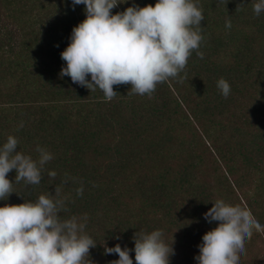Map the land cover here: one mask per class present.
Returning <instances> with one entry per match:
<instances>
[{
  "label": "trees",
  "instance_id": "obj_1",
  "mask_svg": "<svg viewBox=\"0 0 264 264\" xmlns=\"http://www.w3.org/2000/svg\"><path fill=\"white\" fill-rule=\"evenodd\" d=\"M156 2L124 0L111 11ZM196 2L204 16L203 59L194 50L178 77L158 84L151 97L114 85L117 95L107 101L100 89L90 92L60 75L61 53L86 18L84 5L0 0V147L14 136L17 150L33 160L37 146L53 156L38 185L16 182L11 170L13 193L0 207L42 194L63 200L61 219L87 217L84 234L96 243L92 264H107L98 251L105 255L116 244L130 249L136 264L134 234L154 230L163 231L167 244L174 241L170 264H197L203 235L219 223L204 213L218 199L250 210L264 226V12L255 15L256 0ZM220 78L230 85L227 98L217 87ZM149 206L165 209L163 227L142 216ZM187 215L201 223L177 226ZM105 217L111 227L90 235ZM245 249L239 264H264V230L254 231Z\"/></svg>",
  "mask_w": 264,
  "mask_h": 264
},
{
  "label": "clouds",
  "instance_id": "obj_2",
  "mask_svg": "<svg viewBox=\"0 0 264 264\" xmlns=\"http://www.w3.org/2000/svg\"><path fill=\"white\" fill-rule=\"evenodd\" d=\"M124 0H72L84 5L86 18L72 29L70 43L61 53L66 67L60 75L91 91L100 89L107 101L117 92L114 85H131V94L151 97L158 84L176 78L185 69L195 50L203 59L199 46L203 40L202 9L196 0H157L155 5H133L123 12L112 9ZM242 5H239V8ZM255 15L264 12V0L253 4ZM226 28H231L230 19ZM91 77L89 80L88 77ZM218 89L227 98L229 83L220 78ZM23 127V123L20 124ZM19 141L8 136L0 147V200L13 193L7 174L16 171L15 181L38 185L41 170L53 159L46 149L37 146L39 159L18 151ZM54 179L56 172L48 173ZM59 194V189H56ZM83 194V188L77 189ZM204 213L209 223L218 226L206 232L198 245L197 264H239L245 242L264 226L251 211L218 199ZM64 201L40 195L35 202L0 207V264H92L90 248L96 243L84 234L87 217L61 219ZM136 264H170L174 249L164 240L162 230L134 234ZM131 250L119 244L105 247V254H118L110 264H133Z\"/></svg>",
  "mask_w": 264,
  "mask_h": 264
},
{
  "label": "rangeland",
  "instance_id": "obj_3",
  "mask_svg": "<svg viewBox=\"0 0 264 264\" xmlns=\"http://www.w3.org/2000/svg\"><path fill=\"white\" fill-rule=\"evenodd\" d=\"M39 159V157L37 158V160ZM109 202V201H108ZM139 205H141L139 202H134V208H137L138 209V206ZM148 209H149V211L147 212V213H142V216H144L146 219V221L150 224V226H152L153 228L154 227H159V226H162L163 227V225H164V223H165V221H166V218H167V212L165 211V209H157L156 207H151V206H149L148 207ZM177 211H179V209H176ZM115 212L112 214V215H109V217H111V216H113L117 211H119V210H117V209H115L114 210ZM175 216V218H176V214L174 215ZM106 218V220L107 221H105V223H106V226H107V223H108V219L109 218H107V217H105ZM99 219V218H98ZM98 219H96V220H98ZM182 220H183V218H181ZM180 219V220H181ZM105 220V219H104ZM180 220H179V222H180ZM181 220V221H182ZM199 220V219H198ZM197 220V218H196V216H194V217H190V216H186V221L185 222H183V223H181V224H178L177 226H179V227H181V228H183V227H185V226H188L189 228H190V225H191V221H196L197 223H199L200 221H198ZM147 222H145V223H147ZM105 223H103L102 222V224H101V226H92L91 228H90V231H88V233L90 234V235H93L94 236V234H99V233H103V232H105V231H107V229H109L111 226H107V228H104V224ZM201 223V222H200ZM166 231H168V228L164 231V232H166ZM92 236V237H93ZM94 238V237H93ZM180 253V252H179ZM98 256H100L101 257V259L104 261V262H106L107 264H110V262H112V261H115V260H118L119 259V256H118V254H114V255H111V254H105V255H103V253L101 252V251H98ZM181 254V257H184V259H185V257H186V255L185 254H183L182 252L180 253ZM188 256V259H191L192 257L191 256H189V255H187ZM178 258H180L179 257V255H178ZM184 263H185V260H184Z\"/></svg>",
  "mask_w": 264,
  "mask_h": 264
}]
</instances>
